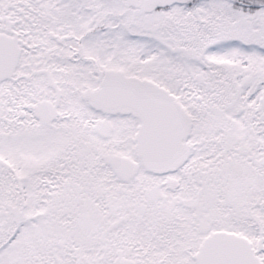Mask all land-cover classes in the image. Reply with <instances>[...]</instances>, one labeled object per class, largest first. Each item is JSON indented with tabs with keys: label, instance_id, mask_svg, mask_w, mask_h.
I'll list each match as a JSON object with an SVG mask.
<instances>
[{
	"label": "snow or ice",
	"instance_id": "6c2138e0",
	"mask_svg": "<svg viewBox=\"0 0 264 264\" xmlns=\"http://www.w3.org/2000/svg\"><path fill=\"white\" fill-rule=\"evenodd\" d=\"M0 264H264V0H0Z\"/></svg>",
	"mask_w": 264,
	"mask_h": 264
}]
</instances>
